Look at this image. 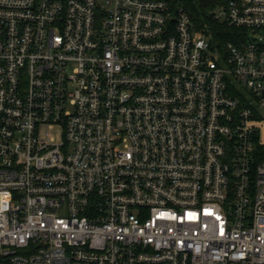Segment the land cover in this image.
Here are the masks:
<instances>
[{"label": "built area", "instance_id": "obj_1", "mask_svg": "<svg viewBox=\"0 0 264 264\" xmlns=\"http://www.w3.org/2000/svg\"><path fill=\"white\" fill-rule=\"evenodd\" d=\"M208 16L0 0V264H264V0Z\"/></svg>", "mask_w": 264, "mask_h": 264}, {"label": "trees", "instance_id": "obj_2", "mask_svg": "<svg viewBox=\"0 0 264 264\" xmlns=\"http://www.w3.org/2000/svg\"><path fill=\"white\" fill-rule=\"evenodd\" d=\"M227 0H171L172 6L181 7L184 9L192 18L194 24L199 28H204L208 26L212 20L211 16L208 15L219 4H224ZM214 23L211 24V26ZM227 38H223L220 42L226 41Z\"/></svg>", "mask_w": 264, "mask_h": 264}, {"label": "rangeland", "instance_id": "obj_3", "mask_svg": "<svg viewBox=\"0 0 264 264\" xmlns=\"http://www.w3.org/2000/svg\"><path fill=\"white\" fill-rule=\"evenodd\" d=\"M199 37V36H198Z\"/></svg>", "mask_w": 264, "mask_h": 264}]
</instances>
